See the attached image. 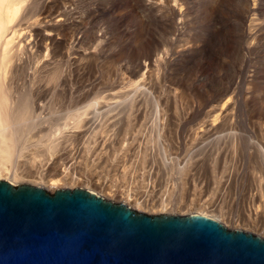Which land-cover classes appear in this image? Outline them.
<instances>
[{
  "label": "bare ground",
  "instance_id": "bare-ground-1",
  "mask_svg": "<svg viewBox=\"0 0 264 264\" xmlns=\"http://www.w3.org/2000/svg\"><path fill=\"white\" fill-rule=\"evenodd\" d=\"M111 1L107 0L104 4L105 8L109 3L111 4ZM114 1L118 0H113V3ZM144 1H146L144 4L146 9L153 10L155 16L160 20L163 32L169 38L171 47L165 49L162 44L165 50H161L157 46L151 47L152 42L146 44L147 48L140 47L136 42V44L130 43V60L124 63L126 69L122 72L123 77L119 74V78L115 81L123 87L122 78L126 79L125 84L128 86L125 99L129 104L126 105V118L130 119L127 121V126L132 125V118L134 119L133 124L137 125L140 122L139 118L144 117L149 109L148 103L151 101L158 105L160 111L166 115V120L172 123L170 120L172 114L168 112L170 107L167 108L168 98L163 95V90L166 89L167 92H172V96H174L172 100L180 99V102L185 105L186 116L196 107V103L201 102L196 99V96L200 97L203 92L211 96L212 100L208 99L212 104L210 103L206 115L197 126L195 125V129L190 130V135L193 131V139L204 138L208 134L215 135L225 127L231 129L238 117L239 100L243 97L249 98V88L251 87L248 86L242 92L240 84L241 82L252 84L255 80L252 78L253 75L258 74L249 72L248 65L253 61V58L258 59L261 52L264 51V0H229L223 4L228 9H225L226 15L222 18V24L236 26L221 34L222 36H219L212 44L206 42V47H213L212 53L205 52L206 55H203L197 64H195L196 57L194 56L199 52L197 48H194L195 43L191 44L194 39L189 33L192 29L190 23L191 0ZM120 2L131 3L129 0ZM101 3L100 0H0V180H6L14 185H19V183L36 185L55 191L67 189V187H83L95 191L104 198L106 197L105 199L108 198L107 200H116L137 209L161 212L160 214L186 215L180 214L185 210L188 214H202L216 219H218L216 215H219L221 222L232 224L234 229L244 230L242 227L248 226V228H254L257 231L256 235L264 237V227L260 225L261 223L258 224V221L263 219L264 210L259 203L255 204L256 200L262 199L260 196L252 195L247 213L245 212L247 220L241 222V216L240 220L239 218L237 220L232 217L233 214L222 211L211 202L192 200L188 196L194 193L193 189L195 188L190 192L188 189L185 190L184 186L177 189L167 185L168 187L165 186L162 190V184L159 185L151 178L147 183L143 182L144 179L138 180L136 182L138 186L136 185V189L132 191L131 186L127 188L128 186L124 187L122 184L124 176H127L124 174L123 168H116L117 172L114 176L112 175L110 180L104 173L103 176L100 175L97 168L101 165L95 163L94 160L90 163L85 162L89 168H83L81 160L78 159L79 149L71 150L65 144L67 139L76 135L77 130L87 128L88 124L91 125L92 122L95 123L96 120L92 121V116L89 114L93 112L91 109L93 106L96 108L94 105L96 102L85 103L92 88L97 84L96 76L90 69L97 62H104L114 55L109 53V40L105 37L108 32L104 30L105 33L102 36L103 34L99 35L96 33L97 30H94L95 25L98 24L97 19L100 13L104 12L102 8L104 5L100 6ZM34 7H36L35 11ZM90 31L92 37L89 38L87 36ZM151 34H153L151 37L154 38V32ZM206 49L204 48V50ZM57 57L63 62L65 61L66 64L62 72L64 75L62 80L53 84L52 89L34 83L36 75L42 72L47 65L56 61ZM181 63L186 68L183 69L180 77H175L173 71L167 66ZM164 65L165 67L162 68ZM21 73H24L25 77L21 78ZM207 78L210 80L203 82ZM155 80L159 83L160 90L157 89ZM25 85L29 87L30 94L22 101V89ZM188 90L198 95L190 94ZM50 91L52 93L60 92L65 96L78 95L80 105H78L79 107L75 105V112L68 116V121L65 120V126L56 128L59 131L56 132L62 133V136L55 135L52 138V143L42 150L28 144L27 140H29V134L41 136L43 127L40 128V126L47 122H44V116L42 117L41 114L45 110L44 107L47 103L45 99ZM116 91L118 92V90ZM156 92H158V96ZM108 95L110 96V94ZM203 95L202 97H204ZM111 96L113 99L116 97L114 94ZM149 99L151 101L148 102ZM115 101V105L114 103L113 106L111 105L113 109L118 106L120 99L119 102ZM97 104V108H101V110L111 109L108 101H103L101 104L98 101ZM113 116H117V114ZM164 120L163 122H165ZM104 123L98 122V128L102 129ZM159 123L163 125L162 120ZM192 124L194 125V123ZM106 128L102 131L106 132L108 129ZM31 129L32 134H25ZM101 135L99 134V136ZM24 136L27 138H25L26 141L22 139ZM103 136L98 137L97 135L94 144L105 146L111 138L108 140V137ZM257 143L259 144V142ZM261 146L264 148L263 143ZM71 151L73 152L70 153ZM127 168L128 166L126 172ZM131 169L133 171V168ZM89 170H93L94 175L89 176L90 173L87 174ZM102 171L107 172V169L104 168ZM134 174H131L130 177L137 180L139 174ZM127 182L129 183V181Z\"/></svg>",
  "mask_w": 264,
  "mask_h": 264
},
{
  "label": "rangeland",
  "instance_id": "rangeland-1",
  "mask_svg": "<svg viewBox=\"0 0 264 264\" xmlns=\"http://www.w3.org/2000/svg\"><path fill=\"white\" fill-rule=\"evenodd\" d=\"M100 1L102 2L100 6L107 2V0ZM120 1L121 0L114 1L113 3L112 0L111 4L109 3L106 8L105 5L102 7L104 12L100 13L97 19L98 24H96L94 28V30H97L96 33L99 35L103 34L102 36H104V30L108 32L105 37L109 40V53L110 55L114 54L104 62H97V64L93 65L90 69L96 76L97 84L92 88L85 103L90 104L91 102H96L94 104L96 108L93 106L91 108L93 112L89 114L92 116V121H96L95 123H90L91 125L88 124L87 128H81L79 131L77 130L76 135H72V138L67 139L65 144H67L68 148L71 150H76V148L77 150L79 149L80 156L78 159L81 160V166L83 168H89L86 164L94 160L95 163L101 165V167H99L101 170L97 168L100 175L103 176L104 173L108 179H112V175L114 176L116 174V168H123L125 170L124 174L127 176H124L123 183H121L124 187L128 186L127 188L131 186L132 191L136 189V185L138 186V183H136L138 180L141 181V179H144L143 182L147 183V181L152 178L156 183H159V185L162 184V190L167 185L177 189L184 186L185 190L188 189L190 192L195 188L193 189L194 193L188 196L192 198V200H197V202H211L222 211L229 212L231 215L233 214L232 217L237 220L238 218L240 220L242 217L240 220L241 222L247 220L246 211L253 194L262 198L256 200L255 204L259 203L264 210V148L261 146L262 143L264 145V51L261 52L258 59L255 60L253 58V61L248 65L249 72L258 73L256 76L253 75L252 77L255 79L254 82L250 85L245 82V84L243 82L240 84L242 92H244L248 86L251 88H249V98L245 99L241 97L243 100H239L237 110L238 117H236L235 124L232 127L233 129L231 128L232 130L230 127H225L221 129L222 131L215 133V135L208 134L204 138H198L197 140L193 139V131H191L190 135V130L195 129L198 123L201 122L203 116L206 115V112L212 104L210 101L212 100L211 96L205 92L202 93L204 97H202V94L201 96L199 95L200 97L196 96V99L201 100V102L196 103V107L186 116L185 105L180 102V99L172 100L174 99L172 92H170V94L166 89L163 90V95H166L168 98L167 108L170 107L168 112L172 114V118L170 117L172 123L166 120V115L160 111L158 105L149 99L148 102L151 101L148 103L149 109L146 111L144 117L139 118L140 122L137 125L133 124L134 119L132 118V125L127 126V121L130 119L126 118V107L129 105L125 100L128 86L125 84L126 79L122 78L124 88L119 86L115 81L119 78V74L123 77L122 72L126 69L124 63L130 60V43L136 42L139 43L140 47L147 48L146 44L152 42L153 45L151 47L157 46L161 50L169 49L171 46L170 40L163 32L162 24L158 17L155 16L154 11L146 9L147 7L144 5L146 1L129 0L132 4H126ZM227 2H229V0H191L190 5L192 7V12L190 15L192 17L190 16V23L192 29L189 33L192 34V38L194 39V42L191 41V44L195 43L194 48H197L199 52L194 56L196 57L194 59V61H196L195 64H197V61L203 58V55H206V53H212L213 47H206V42L212 44L219 36H222L221 34L228 32V29L236 26L222 24V18L226 15L225 11L228 9L223 6V4ZM35 8L36 7L33 8L34 11ZM101 25H103V28ZM152 32H154V38L151 37V35H153L151 34ZM88 35L87 37H92L91 31ZM204 48H207V51L204 50ZM57 60H60L59 57H57ZM57 60L52 62V65H47L48 67L46 66L42 72H39L35 77L34 83L42 84L52 89L53 84L62 80L64 77L62 72L66 64L65 61ZM181 64L174 66L169 64L167 68L173 71L175 77H180L181 73H183V69L186 68L184 64ZM164 67L165 65L162 68ZM120 69H122L121 72ZM23 74L24 73L20 74L21 78L25 77ZM209 80L210 79L207 78L203 80V82ZM156 85L157 89L160 90L157 81ZM29 90L27 85L22 89V101L29 96ZM116 90H118V92ZM49 93L50 94H47L45 99L47 103L44 107L45 110H43L44 114H41L42 117L44 116V122L47 121L40 126V128L43 127L41 128L43 129L41 136H33L32 129L25 133L28 134L32 132V135L29 134L31 138L29 137V140H27L28 144L30 143L32 146L39 147L42 150L48 147L49 143H52V138L55 137V135L62 136V133H57L59 131L56 130V128L65 126L66 121H68V116L75 112L74 108L76 106L79 107L78 105H80L78 103V95L65 96L63 93L56 92L58 93L56 94L54 92L52 93V91ZM189 93L192 94L193 92L189 91ZM108 94H110V96ZM112 94L116 95L117 98L115 97V99H113L111 96ZM156 94L157 96L159 95L158 92H156ZM193 94L198 95L195 92ZM106 97L109 100L104 99ZM115 100H118L119 104L113 109L112 106L113 103L115 105ZM98 101L100 104L103 101H108L111 111L107 108L103 110L97 108ZM121 104L122 106H120ZM171 109L173 110L170 111ZM116 114L117 116H113ZM161 120L163 125L159 123ZM163 120L165 122H163ZM98 122L104 123L102 129L98 128ZM192 123H194V125ZM91 127L92 129H90ZM105 128L107 130L103 132L102 130ZM99 134H102L101 136L104 135L103 137H108V140L111 138L110 141H107L105 146H97L94 144L97 138L96 136L98 135V137H101ZM25 138L26 136L22 139L26 141L27 138ZM257 142H259V144ZM72 152L73 151L70 153ZM85 162L87 163L85 164ZM127 166L130 168V171L127 168L126 172ZM104 168L107 169V172L102 171ZM131 168H133V171ZM92 172L93 170H89L87 174L90 173L89 176L92 174L94 175V172ZM134 173L139 174L137 180L130 177V175ZM127 181H129V183ZM72 188L76 187H70V189ZM47 190L50 193L55 191L53 189ZM113 201L119 202L116 200ZM134 209L148 214L161 213L137 208ZM184 211H181L180 214H188ZM241 213L243 215H240ZM216 216L221 221V217L219 215ZM262 218L263 219L258 221V224L261 223L260 225L264 227V211ZM226 225L231 229L235 228L230 223H226ZM242 228L257 234L254 228H248V226H243Z\"/></svg>",
  "mask_w": 264,
  "mask_h": 264
},
{
  "label": "water",
  "instance_id": "water-1",
  "mask_svg": "<svg viewBox=\"0 0 264 264\" xmlns=\"http://www.w3.org/2000/svg\"><path fill=\"white\" fill-rule=\"evenodd\" d=\"M0 264H264V237L202 214H147L83 187L0 180Z\"/></svg>",
  "mask_w": 264,
  "mask_h": 264
}]
</instances>
